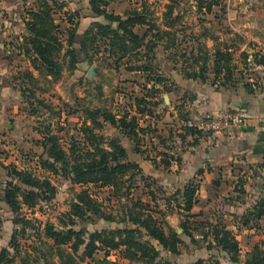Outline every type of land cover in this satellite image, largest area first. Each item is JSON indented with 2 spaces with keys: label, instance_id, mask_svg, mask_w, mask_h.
<instances>
[{
  "label": "trees",
  "instance_id": "16d2710c",
  "mask_svg": "<svg viewBox=\"0 0 264 264\" xmlns=\"http://www.w3.org/2000/svg\"><path fill=\"white\" fill-rule=\"evenodd\" d=\"M178 1L171 0V4L166 6V12L163 15L164 24L160 27L152 20L155 14L147 4L129 9L124 15H116L110 10L112 0H89L92 14L95 17L104 18L106 23L93 22L85 31L81 42L78 43L79 13L66 11L67 4L61 0H36L35 5L27 7L26 10L27 35L23 42L19 45L13 43L6 45L12 56H16L15 58L8 57V60L19 59L23 56L21 60L30 64L28 69L18 72L19 77L16 79L21 84L22 97L32 108L30 115L38 114L39 107L46 108L47 101L40 99L35 92L34 86H38L40 79L56 83L63 78L65 72L77 71L80 64L87 68L91 67L95 62V57L101 54L102 50L105 55L101 61L108 68L116 70L124 68L127 72L138 73L152 84L153 88L149 91L151 94L157 93L158 95L161 90L168 94L172 93L174 86L171 88L172 84H169L167 77L158 72L154 64L157 60L156 50L161 47V44L166 51L174 47L176 52L178 50L180 52L185 43L186 29L181 26L185 13ZM194 3L198 7L197 14H213L214 10L221 6L219 0H194ZM57 15L59 18L56 17ZM162 26L165 29H162ZM178 26L183 29L178 31ZM141 30H145L144 33H140ZM177 35H184L183 39L179 41ZM191 36L196 41L193 32ZM220 47L209 49L205 44H201L198 47V53H195L194 49L189 52L185 50L184 54L180 53L185 60L183 69L177 67L174 70L181 72L186 79L199 80L203 83H208L211 76H214L215 81H223V79L229 81L233 77L231 64L234 52L227 45ZM82 55L85 57L83 63L80 60ZM175 55L176 53H174V58ZM242 55L256 66L264 67V56L244 53ZM189 63H191L192 70H189L190 67L186 68ZM24 83H29L32 87L26 89ZM223 85L226 84L223 82ZM248 93L256 94L252 88L248 89ZM150 98L153 97L147 95L135 98V104L131 106L135 109L134 113H125L121 117L108 110L86 109L76 129L79 137L75 134L71 135L67 143H63V139L54 133L55 124L53 122L41 123L43 128L35 129L41 137L39 144L44 149L43 154L46 158L44 155L38 157V160L33 163L32 170L9 165L6 167L8 179L5 182L0 180V202L5 203L15 216L12 219L13 225L22 227L23 231L27 230L33 219H30L23 211L25 209L34 211L41 207L42 202L53 200L57 194V188L50 177L35 174L41 170L52 176L60 175L74 186L81 187V191L75 198L73 212L66 214L70 218L71 226L75 224L74 218H84L88 214L106 222L115 221L114 216L105 211L106 209L104 210L103 204L92 191L91 187H94L107 190L110 193L109 202L112 200L121 202L125 199L121 207L122 221L128 222L133 227L95 231L90 233L88 240H84L86 234L74 231L72 227L64 231L48 226L45 230V237L50 242L44 243L48 247V255L33 262L24 259L20 264H41L42 261V264H53L50 263L53 253L61 250L60 246L69 244H72L74 251L77 247L84 245L87 251L86 258H91L94 264L101 263V261L95 263L94 259V254L100 251L104 252L107 258L103 261L106 264H121L116 263L119 260L126 261L128 264H177L164 260L161 254L163 251L172 255H180L181 247L185 245L181 236L176 230L167 226L164 213L155 211L150 203H143L131 197L136 179L140 177L145 181L150 177L144 173L139 163L130 159L127 149L119 138H108L101 134L105 123L110 124L134 143L135 153L146 156V159L151 161L156 168L164 166L165 169H169L172 163L180 162V158L172 152V147L168 146L165 151L158 152L155 159L149 157L147 151L139 148L149 136L147 128L154 126L151 123L153 125L148 124L147 127H143L140 120L144 117H152L153 111L149 108L159 104L152 103ZM180 109L181 107L175 108L178 114ZM232 109L241 110L234 106ZM189 118L186 117L183 121ZM59 124L64 125L61 121ZM183 128L178 139L184 147L198 146L201 139L207 138L206 134L195 127L185 126ZM157 138L160 140L161 137ZM169 139H161L160 142L167 145L171 142ZM202 174L203 171L198 172V175ZM196 181L191 180L183 189L177 190L172 195L177 208L185 214L182 222L183 234L195 244L197 241L194 231H201L205 241L212 238L215 246L226 253L230 261L235 264L239 263L242 249L236 233L221 223L193 220L196 215L192 214V210L198 202L200 191V183ZM243 186L240 184L241 188L238 189L241 195L244 193ZM166 206H170L169 201ZM238 219L240 220L238 226H242V228L239 227L240 229H261V222L264 220V196ZM17 233L18 229H15L10 242V247L14 249L16 255L9 259L11 252L9 249H4L0 254V264H15L19 257L20 250L16 243ZM113 253L119 254L115 262L109 261ZM61 258V264H77L73 254L67 253ZM196 264H205V261L199 260ZM210 264L221 263L217 260ZM245 264H264V245H256L248 253Z\"/></svg>",
  "mask_w": 264,
  "mask_h": 264
},
{
  "label": "rangeland",
  "instance_id": "374dc122",
  "mask_svg": "<svg viewBox=\"0 0 264 264\" xmlns=\"http://www.w3.org/2000/svg\"><path fill=\"white\" fill-rule=\"evenodd\" d=\"M35 1L36 0H18L19 3H30L27 7H33L35 5ZM61 1H64L67 6H69L70 3L81 4V10L78 9L77 11H72L70 13H79L80 18L81 14H86V12H84V5H88L89 0ZM219 1L221 6L220 8H216V11L214 10L213 14H195L192 11V13L187 12L183 19V22L186 24L181 25L186 29V40L184 41L185 43L182 45L180 52L178 50L177 53L174 47L171 50L166 51L164 46L161 44V47L156 50L157 60L154 65H156L158 72L161 75L167 77L169 84H172L171 88H173V77L176 75V72L173 71L174 69H177V67L178 69H181L183 62H185L184 58L181 57V54H184L185 50L189 52L192 49L195 50V53H198L199 45L205 44L197 40L194 41L191 36L192 32L199 33L198 28H196L197 32L193 31V26L196 23L195 21L199 20L202 27L200 33H203V29L207 28L208 30L211 29L210 34L213 33V35H216L217 33H224L227 35L222 34L224 38L226 37L224 40L228 39L227 43L221 45L219 42H211L208 45L209 47L213 46V48H215L217 46H221L220 48H223L227 45V47H230L234 52L231 64L233 77L229 81H226L223 78V81H215L214 76H211L208 84L215 86L217 89H221L222 92H229L230 96L242 95L243 91L249 94V88H252L256 94H264V67L256 66L253 62L248 61L246 57L242 55V53H244L264 56V0ZM179 2L183 9H190V6H196L194 0H179L178 3ZM142 4H147L148 7H150V10L155 14L154 19L152 20L161 27V24H164L163 15L166 12V6L171 4V0H112L110 10L123 14L125 11L135 7H140ZM26 10L27 8L25 9V16H27ZM196 10H198L197 6ZM233 10L237 12H234V15L230 16L231 11ZM56 17L59 18V15ZM197 17H199L198 20ZM231 17H233L232 21H234L235 24H231ZM240 17H244L246 22L253 23L259 27L252 28L253 31L251 33L248 27L240 28ZM210 19L217 20L216 23L221 20L225 21V30L220 29L219 26L215 24L210 27L208 25L211 21ZM182 27L178 26V31L183 29ZM261 28L263 30H261ZM162 29H165V27L162 26ZM144 31L145 30H141L139 32L144 33ZM234 34H237V36ZM250 35L252 37H250ZM177 36L180 39L179 41H181L184 35ZM165 43H167V39H165ZM174 53H176L175 58ZM104 55L105 54L102 50L101 54L95 57V62L91 67L87 68L85 65L80 64L77 71L72 73L65 72L63 78L56 83L48 82L43 78L40 79L38 86H34L36 89L35 92L40 99L46 100L47 103L45 104L46 108L44 106L39 107V113L35 115H30L29 112L32 108L24 97H22V93L20 91L21 84L16 80L19 77L18 72L20 70L25 71V69H28V66L25 61H22L21 59L5 60V64L8 69L5 84L12 87L13 94L10 103L13 102L14 106L19 107L22 118H20V120L14 119L11 121L19 127L18 133L13 134L11 133L12 131H9L7 128L4 129L3 143L1 144V149L4 150L0 152V159L2 160L0 163L4 166L5 172L0 175V180L5 181L8 179L6 169L7 166L14 165L19 168L32 170L35 160H38V157L44 155V149L39 144L41 137L35 131L36 128H43L41 123L53 122L55 124L53 128L54 133L58 134L63 139V143H67L71 135L75 134L79 137V134H76V129L79 127L83 112L86 109L108 110L117 114L118 117H121L125 113H134L135 109L131 106L135 104V98H142L147 95L153 97L150 98L152 99V103L159 104L149 108L153 111L152 117H141L143 120H140V124L143 127H147V125L151 123H153L154 126L147 128L149 136L139 146L140 150L147 151L149 157L155 159L158 152L165 151L169 146L172 147V152L176 153L178 158L182 157L181 154L185 147L181 144V142L178 147L175 146V143L179 140L178 138L180 133L183 132V127H185L184 125L188 122L198 124L201 120L197 121L190 117V112H188V107L185 106V104L181 106V109L179 110L180 113L178 114L174 109V103L165 102L164 96L168 95V93H165L164 90H161V93L158 95H156L157 93H152V95L149 92L153 88L151 87L152 84L148 82L146 78L141 77L135 78L134 80H128L129 78L126 79L124 77V73L127 72L124 68L120 70L108 68L101 61V58L104 57ZM10 56L12 58L15 57L11 54ZM190 65L191 63L187 64L186 68L190 67ZM91 68L94 69V76L92 78L88 76V71ZM190 68L189 70H192V68ZM155 77H157V75ZM223 82L226 85H223ZM23 85L26 89L32 87L29 83H24ZM232 107L233 106L229 109H232ZM226 109H223L215 116H208L202 120L215 118ZM186 117L190 118L187 121H183L186 120ZM60 121L64 125L66 123V125H58ZM154 129L155 132H153ZM101 134L108 138H119L128 152H131V155H129L130 159L134 158V156L138 157L140 160L146 158L144 155L135 153L134 143H132L125 135L121 134L110 124L105 123ZM157 137H161L160 140ZM170 137L171 139H169ZM161 139H169L171 142H168L167 145H163L160 142ZM44 157L46 158L45 155ZM241 157L242 156L240 155V158ZM157 161L159 162V158ZM243 161L245 160H240L238 158L235 160L234 158L232 166L228 172L225 171L224 168H222L220 172V175L228 173V179L233 185H236V187H238L242 181L245 182L244 184H247L245 192L241 195H244V203H246L243 207H241V211H236V205L228 201L227 190L222 192L220 189H217L218 194H215V198L213 192L204 188L201 189L202 195L206 197H214L215 199L211 200V202L214 203L212 205H207V212H204L205 214L202 218H196V216L193 218V220L196 221L221 223L230 227L229 229L237 234L240 245H242V253L240 255L241 262L237 264H243L244 261L247 260L248 253L246 254V251L252 248L254 245L253 243L258 242L257 238H255L256 236L253 234L241 232L239 227L242 228V226H238L240 222L238 218L241 217L246 209L252 207L256 198L259 196L258 194H255L260 191V188L257 187L260 183L259 180L264 181V175L258 172L257 165L250 163L249 161L243 164ZM152 165L154 164L152 163ZM150 169L151 168L148 166L144 172L150 177L148 180L144 181L140 177L136 179L135 187L131 192V197L137 200L139 199L143 201V203H150V205L154 207L155 211H160L162 214L164 213V221L167 226L176 230L185 242V245L181 247L182 252L180 255H172L162 251V258L177 264H196L199 260H204L205 264H210V262L217 260L221 264H235L230 261V258L226 253L222 252L215 246L212 238L205 241L201 231H194V237L197 241L195 244L183 234L182 222L185 219V214L177 208L174 203L175 199L172 195L177 190L183 189L191 180H197L196 182L199 183L202 182V176L198 175L197 171L194 173L195 176H193L190 172H185L180 176L179 173H175L174 171L161 169L158 172L155 170V167L154 170ZM35 174L41 177H50L57 188V194L53 200L42 202L41 207L36 208L34 211H29L27 209L23 211V213L27 214L30 219H33L31 226L27 230L23 231L22 227H15L14 225L12 227L11 223H8L10 217L13 219L15 216L11 215L10 211L7 210L8 208H5L0 202V254L4 249H9L11 252L9 259L16 255L14 249L10 247V242L15 229H18L16 243L19 246L20 254L19 257H17L15 264H20V262L24 259H28L33 262L36 259L43 258L45 255H48V247L44 245L45 242H50L45 237V230L48 226H54L64 231L72 227L74 231H81L86 234L83 238L84 240H88L90 233L95 231L133 227L128 222L122 221L123 217L121 207L122 204L125 203V199H122L121 202H117L116 200L109 202L108 197L110 193H108L107 190H100L94 187H91L92 191L97 195L99 202L103 204L104 210L106 209L105 211H108L114 216L115 221L106 222L96 216L94 217L88 214L85 215L84 218H74L75 224L71 226L70 218L67 217L66 214L73 212V205L76 202L75 198L77 193L81 191V187L74 186L68 179L63 178L60 175L52 176L48 173L42 172L41 170ZM262 190L264 191V188ZM237 192L235 189L231 190V193H229V195H231V200H235ZM262 195L264 196L263 193ZM200 196L201 194L199 197ZM168 201L170 206L167 207L166 203ZM156 217L160 218L159 215H156ZM261 224L264 225V223ZM261 227L264 231V226ZM253 230L258 231L257 229ZM73 243H75L74 240ZM210 245H213V247H210ZM208 247H210V249ZM60 249L61 250L55 251L53 256L50 257V263L61 264V256H65L67 253H70L74 255L77 264H94L91 258H86L87 251H85L84 245L77 247L75 251L72 249V244L60 246ZM71 249L73 251H71ZM118 256V253H113V255L109 258V261H117ZM243 256L245 257L242 258ZM94 259L95 263L101 261L100 264H106L103 261L107 258L105 257L104 252L100 251L94 254ZM42 263L43 261L41 264ZM116 263L128 264V262L123 260H119V262Z\"/></svg>",
  "mask_w": 264,
  "mask_h": 264
},
{
  "label": "crops",
  "instance_id": "0c3cea01",
  "mask_svg": "<svg viewBox=\"0 0 264 264\" xmlns=\"http://www.w3.org/2000/svg\"><path fill=\"white\" fill-rule=\"evenodd\" d=\"M29 4L30 3L27 2L19 3L18 0L17 1L0 0V152L4 150L1 149L2 148L1 144L3 143V137L5 132L4 129L7 128L9 131H12L11 133L13 134L18 133L19 127L15 125L14 122L12 123L11 121L14 119L20 120V118H22L20 115L21 113L19 107L14 106L13 102L10 103L13 94H12V87H10L8 84H5V80L8 74V69L5 64V60L8 59V57H11L10 56L11 53L8 51L6 45L9 46V44L11 43H13L14 45H19L23 42V39L27 35L26 23H25L27 21V16H25V9ZM67 7L68 10L66 8V11L69 12L82 9L81 4H76V3H70V5ZM84 7H85L84 12H86V14L85 15L81 14V18L79 19V27L77 32L78 43L81 42L85 31L90 27V25L93 22L106 23L104 18L102 17L98 18L92 14L89 3L88 5L87 4L84 5ZM182 10L185 14L187 12L189 13L193 12L197 14L196 6L194 7L190 6V9L188 8ZM234 12L236 13L237 11L234 10L231 11L230 16L234 15ZM114 13L116 15H124L125 12L123 14L116 12ZM198 18L199 17H197V20ZM239 19L241 20V24L239 27L240 28L248 27L250 29V33L253 31L252 28L259 27V26L257 27L253 23L246 22L244 17H240ZM210 20H211L210 23H208L210 27L214 26L213 24H215L218 25L220 29H224L225 21L221 20L220 21L221 23L218 22L219 23L218 24L216 23L217 20L214 19H210ZM230 20H231V24L234 23V21H232L233 17H231ZM195 22L196 23L193 26L194 28L193 31L197 32L196 28L199 29L198 30L199 33H194L196 36V40L201 43L207 44L206 45L207 48L213 49V46L212 47L208 46L211 42L213 43L219 42L221 45L227 43L228 39L224 40L226 37L224 38V36L222 35L224 33H217L216 35H213V33L210 34L211 29L208 30L207 28L203 29V33H200V30L202 29L200 25V21L198 20ZM183 24L185 25L186 23L183 22ZM261 30L263 29L261 28ZM235 36H237V34ZM250 37L252 36L250 35ZM22 58L23 56L19 57V59ZM80 60H82V62L85 61V57L82 55L80 57ZM25 63L29 68L30 64L28 62ZM173 72H176V75L173 77L174 90L172 93L168 94L169 96L168 95L167 96L169 97L170 103L175 104L174 109L176 107L177 108L181 107L183 104H185V106L188 107V112H190L189 116L192 117L194 120L200 121L205 117L217 115L223 109L230 108L231 106H233V102L238 101V102L246 103L247 105V108L241 109L243 110L246 116V125L243 128L232 132L215 134L213 136L207 137L206 139L204 138L205 140L201 139L200 144L198 146L185 147L184 151L181 154L182 159L180 158V162L172 163L169 169H165L164 166H160L159 168H156L154 165H152V162L147 160L146 158L140 160L138 157L134 156V158L131 159L132 161L139 163L144 172L146 168H148V166L153 170L155 167L156 168L155 170L158 172L161 169L166 171H174L175 173H179L180 176L183 175V173L185 172H190L192 173L193 176H195L194 173L196 171L197 172L203 171V174L201 175L202 176L201 179L203 181L200 182L201 186L198 194V202L195 204L192 210V214L196 215V218H202V216L207 212L206 211L208 207L207 205L210 204L212 205L214 203L211 202V200H214L216 198L215 194H218L217 189H220L222 192L227 190L228 201L236 205V209H235L236 211L237 210L241 211V207H243V205H245L246 203H244L245 202L244 195L241 196V194L238 191V189L241 188L239 187L240 185L236 187V185H233L232 182H230V180L228 179L227 176L228 173L225 175L224 174L220 175V172L222 168H224L225 171L228 172V170L232 166V161L234 160V158L235 160L236 158H238L240 160L242 159L245 160L242 162L243 164L249 161L250 163L257 165L258 172L264 175V94L250 95L243 91L242 95L230 96L229 92L226 93L222 92L221 89H217L213 85H209L208 83H203L199 80L186 79L179 71L174 70ZM124 77L126 79L129 78L128 80H134L135 78H141L142 76L138 75V73L135 72L134 73L126 72L124 73ZM186 101H191V102H186ZM179 144H180V140L176 141L175 146L178 147ZM128 154L131 155V152H128ZM240 155L242 156L241 158ZM0 161L2 160L0 159ZM3 172H5V169L4 166H2V164L0 163V175H2ZM259 181L260 183L258 184L257 187L260 188L259 189L260 191L259 193H255L258 194L259 196L256 198L254 204H257V201H260V199L263 196L262 193L264 194V191L262 190L264 188V181L261 180ZM244 183H245L244 181L241 182V184L244 185L243 191L245 192L247 184ZM204 188H206L210 192H213L215 198L214 197L212 198L210 196L206 197L202 195L201 189ZM232 189H235L236 192L238 191L235 200L230 199L231 195H229V193H231ZM200 194L201 196L199 197ZM1 203L5 208L6 207L8 208V206L5 203L3 202ZM7 210H9L10 214L13 215V213L9 208ZM8 223H11V226L13 227L12 217H10ZM261 223H264V220ZM261 226L264 225L261 224ZM241 232L251 233L254 236H256L255 238H257L258 240V242L253 243L254 245L252 246V248L246 251V254L251 252L256 245L259 246L264 245L263 229H259L258 231H255L253 229L252 230L241 229ZM240 246L242 248V245ZM244 257L245 256H243L242 258ZM245 262L246 261H244L243 264H245Z\"/></svg>",
  "mask_w": 264,
  "mask_h": 264
},
{
  "label": "built area",
  "instance_id": "2783aa9c",
  "mask_svg": "<svg viewBox=\"0 0 264 264\" xmlns=\"http://www.w3.org/2000/svg\"><path fill=\"white\" fill-rule=\"evenodd\" d=\"M246 125V116L243 110L226 109L215 118H208L201 120L200 123L194 124L188 122L185 124L187 127H195L208 134L210 137L215 134L232 132L243 128Z\"/></svg>",
  "mask_w": 264,
  "mask_h": 264
},
{
  "label": "water",
  "instance_id": "95a60500",
  "mask_svg": "<svg viewBox=\"0 0 264 264\" xmlns=\"http://www.w3.org/2000/svg\"><path fill=\"white\" fill-rule=\"evenodd\" d=\"M88 76L90 77V78H92L93 76H94V69L93 68H91L90 70H89V72H88ZM165 102L166 103H170V101H169V97L167 96V95H165ZM233 106L234 107H236V108H239V109H245V108H247V105H246V103H242V102H238V101H236V102H233Z\"/></svg>",
  "mask_w": 264,
  "mask_h": 264
}]
</instances>
